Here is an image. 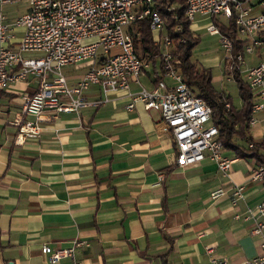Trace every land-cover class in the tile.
I'll use <instances>...</instances> for the list:
<instances>
[{"label": "crops", "instance_id": "0c3cea01", "mask_svg": "<svg viewBox=\"0 0 264 264\" xmlns=\"http://www.w3.org/2000/svg\"><path fill=\"white\" fill-rule=\"evenodd\" d=\"M19 2L3 7L7 23L23 15L6 12ZM260 12L258 5L251 10ZM206 20L199 15L195 23ZM17 29L8 43L16 50L24 34ZM261 50L246 58L249 66L264 61ZM78 66L77 75L63 70L71 86L88 72L87 64ZM150 69L133 91L155 88ZM39 83L29 76L0 89V264H72L70 257L52 263L42 247H70L78 237L90 243L78 254L84 264H245L264 254L263 237L253 232L264 215L256 210L247 219L264 201V179L253 178L260 166L254 159L225 150L232 161L227 171L210 157L178 166V149L161 114L147 111L143 102L128 110L132 99L124 90L109 93L101 106L44 120L38 137L18 142L20 127L12 122L22 112L23 96L35 93ZM81 96L106 97L99 84ZM251 132L264 143V110ZM234 185L244 187L236 204ZM221 188L227 193L214 199Z\"/></svg>", "mask_w": 264, "mask_h": 264}, {"label": "built area", "instance_id": "2783aa9c", "mask_svg": "<svg viewBox=\"0 0 264 264\" xmlns=\"http://www.w3.org/2000/svg\"><path fill=\"white\" fill-rule=\"evenodd\" d=\"M14 1L0 0V89L29 76H38L40 81L35 93L23 96L22 112L12 122L20 127L18 142L38 137L42 130L40 122L44 120H55L63 112H80L83 108L101 106L109 93L124 90L132 99L127 105L128 110H133L137 102H143L147 111L156 110L161 114L178 149V166L195 164L210 157L223 171L229 169L232 161L224 153L219 128L211 122V108L191 90L171 63L168 36L162 38L165 45L163 60L167 77L174 84L160 80L152 90L142 86L139 91L132 90L133 83L140 84V77L149 63L137 54L134 38L127 29L137 18L151 15V28L159 33L164 21L153 9V0H27L29 11L9 24L3 7ZM256 5L260 6L261 12L251 14ZM186 6L192 23L199 15L210 20L207 28L221 36V45L232 65L234 43L212 21L215 17H236L239 32L248 39L245 44L247 54L264 49V0H186ZM20 27L24 28V34L16 50L8 43L13 38V29ZM114 49H120V52L111 54ZM25 53L39 55L25 57ZM236 58L238 70L245 75L256 97L251 118V125L255 126L257 114L264 110V61L249 66L243 54ZM82 63L87 64L88 72L77 85L71 86L63 67ZM93 84L101 85L105 99L90 101L81 96ZM49 112L55 115L50 117ZM253 178L264 179V165L258 167ZM243 190L244 187L239 185L231 189L234 204L244 198ZM226 193L221 188L214 191L212 197L218 199ZM256 210L264 215V201L255 210H249L247 219L252 218ZM256 223L253 232L261 234L264 240V221ZM89 245L86 239L78 237L70 247L53 249L45 244L42 251L52 263L70 257L72 264H84L78 254ZM214 263L229 264L227 260H214ZM245 264H264V254Z\"/></svg>", "mask_w": 264, "mask_h": 264}, {"label": "trees", "instance_id": "16d2710c", "mask_svg": "<svg viewBox=\"0 0 264 264\" xmlns=\"http://www.w3.org/2000/svg\"><path fill=\"white\" fill-rule=\"evenodd\" d=\"M153 1V9L164 21L158 36L151 28V15L137 18L127 29L134 38L139 57L149 63L150 70L156 76V82L165 80L167 70L163 60L165 45L162 38L168 36L171 40L168 47L172 53L171 63L182 74L183 80L191 90L211 108V122L219 128V140L224 149L237 157L254 159L258 165H264V143L256 141L251 132L252 109L256 97L245 75L237 68L236 57L239 54L246 57L245 44L248 39L239 32L236 17H215L212 21L221 33L230 37L234 43L232 53L235 60L233 65H229L227 74H231L238 87L240 105L235 102L233 95L214 85L211 69L201 70L193 60L194 50L200 43L201 36L192 27V22L187 16L186 0ZM178 27H181V30ZM261 51L260 49L256 53L260 54Z\"/></svg>", "mask_w": 264, "mask_h": 264}, {"label": "rangeland", "instance_id": "374dc122", "mask_svg": "<svg viewBox=\"0 0 264 264\" xmlns=\"http://www.w3.org/2000/svg\"><path fill=\"white\" fill-rule=\"evenodd\" d=\"M8 7V6H7ZM5 7V8H7ZM28 3L25 0H20L17 6L8 7L6 12L11 14V16L18 17L27 11ZM210 20L201 21L198 23L193 22L192 24H197L201 26L197 29V34L201 36V41L194 50L193 60L198 64V67L202 70L203 68L211 69L212 80L214 85L227 93L234 96L235 102L241 104V99L239 97V90L234 81L228 80L231 74H227L229 70V65H231V60L229 59L226 50L221 45V36L219 34H213L207 29V24ZM211 23V22H210ZM209 23V24H210ZM17 31L22 33L24 28H18ZM158 36V32H156ZM92 42V40H89ZM102 50H100V53ZM120 52V49L112 50L111 54ZM253 54H247L246 58L251 57ZM247 58V59H248ZM77 65L65 66L63 68L66 75L71 74L76 71V74L81 73Z\"/></svg>", "mask_w": 264, "mask_h": 264}]
</instances>
